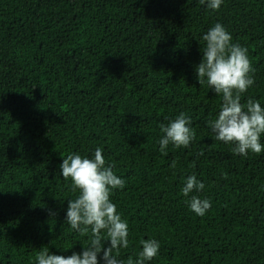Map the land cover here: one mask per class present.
<instances>
[{"label":"trees","instance_id":"1","mask_svg":"<svg viewBox=\"0 0 264 264\" xmlns=\"http://www.w3.org/2000/svg\"><path fill=\"white\" fill-rule=\"evenodd\" d=\"M216 23L252 62L241 103L264 107V0L218 11L200 0H0V264L88 243L66 221L79 193L60 165L98 147L126 181L110 197L129 225L120 259L154 238L158 256L145 264H264V152L236 155L215 139L208 121L222 97L195 71ZM181 112L196 137L164 155L161 125ZM193 174L211 202L204 216L182 193Z\"/></svg>","mask_w":264,"mask_h":264},{"label":"clouds","instance_id":"2","mask_svg":"<svg viewBox=\"0 0 264 264\" xmlns=\"http://www.w3.org/2000/svg\"><path fill=\"white\" fill-rule=\"evenodd\" d=\"M223 2L200 0L213 11H218ZM202 40L205 42L202 59L195 68L198 82L207 83L222 97L217 117L208 121L215 139L234 145L231 151L236 155L261 154L264 152V144L261 143L264 107L252 98L241 103L243 94L255 83L247 48L233 43L231 34L221 23L211 27ZM191 123V119L181 112L167 125H161V153L167 155L165 150L170 144L175 148L189 147L196 137ZM113 167L107 163L99 147L92 158L79 153L63 158L61 174L66 180H71L72 192L79 193L74 199L67 200L66 221L71 229L81 236H88L89 240L80 252L73 251L67 257L50 253L47 249L41 250L35 257V264H101V261L103 264H145L158 256L160 242L151 238L140 241L142 250L135 260L132 256L126 262L119 258L120 249H127L130 245L129 225L110 198L113 190L123 189L126 185V181L114 173ZM172 167H175V161ZM224 175L226 178L227 174ZM204 187V183L193 174L182 188L183 195L189 197L190 210L198 216H204L211 208L209 199L195 194L203 191Z\"/></svg>","mask_w":264,"mask_h":264}]
</instances>
